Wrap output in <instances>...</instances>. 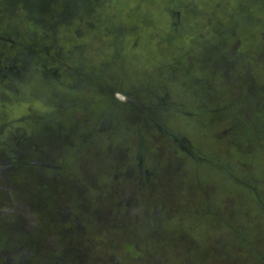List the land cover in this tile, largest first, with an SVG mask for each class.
Wrapping results in <instances>:
<instances>
[{
	"label": "rangeland",
	"instance_id": "obj_1",
	"mask_svg": "<svg viewBox=\"0 0 264 264\" xmlns=\"http://www.w3.org/2000/svg\"><path fill=\"white\" fill-rule=\"evenodd\" d=\"M0 264H264V0H0Z\"/></svg>",
	"mask_w": 264,
	"mask_h": 264
}]
</instances>
